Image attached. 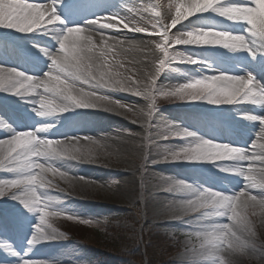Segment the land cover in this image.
I'll return each instance as SVG.
<instances>
[{
	"label": "rangeland",
	"instance_id": "obj_1",
	"mask_svg": "<svg viewBox=\"0 0 264 264\" xmlns=\"http://www.w3.org/2000/svg\"><path fill=\"white\" fill-rule=\"evenodd\" d=\"M233 1L251 2V0ZM233 1L229 0V2ZM47 2L48 0H44L40 3ZM174 3L175 0H160L158 10L163 13L165 22L170 23L168 16L170 12H174V8L169 9V5ZM155 4L156 0H104V4L95 3L87 11L89 15L84 19L89 21L97 17L118 15L129 17L141 26H146L157 19L154 11H146ZM76 13L67 15L66 19L69 18L70 22L66 27L79 26ZM249 27L246 22L232 21L211 11L191 17L184 22L181 31L194 29L222 31L229 28L228 32L245 35L256 55L253 56L248 50H235L222 45H173L174 50L181 57L195 58L198 62L188 63L170 59L168 67L159 77L158 85L171 87L210 75L243 76L249 72L257 81L264 84V37L253 35L249 32ZM149 30L151 31V28ZM176 30L174 28L170 31L176 32ZM121 32L128 35L138 34L148 45V50L153 51V57L146 62H139L132 52L128 59L135 58L137 63L129 66L135 67L141 75L143 71L151 70V60L158 55V52H155V45L151 43L156 37L147 33L117 31V33ZM19 33L17 30L0 27V54L8 49L14 50L20 45L22 59L12 67L34 77H43L51 69L50 56L45 54V50L54 52L58 50V44H54L56 41L48 33L47 27L31 33ZM117 33H109V35L114 36ZM92 36L97 42L102 40L94 34ZM135 53L139 51L136 50ZM143 63L145 66L142 65ZM106 91V94L111 95L114 100H120L133 109H143L145 113L147 112L148 101L145 98L119 90ZM28 94L15 95L0 91L2 100L5 99L4 101L18 107L22 105ZM158 104L157 116L160 120L173 122L205 139L244 149H249L248 144L250 145L251 139L254 138L249 136V127H257L259 131L264 127V123L260 120L248 119L249 115L264 117V105L253 102L238 101L213 105L206 100L169 101L160 98ZM92 110L75 107L63 113H55L61 118L58 121L71 132L58 135L56 131L49 136H43L56 140L90 136L101 141L103 145L99 150L100 158L95 162H77L62 157L41 158V162L54 165L62 171L69 168L67 171L69 175L76 177L75 180L68 181L58 175L49 176L53 185L39 189L42 198L48 200L52 206L67 212L68 215L79 217L69 220L66 216L60 215L51 220L52 225L66 233L67 238L31 243L40 213L27 208L21 200L13 199V196L19 195V190H12L4 197H0V249L6 245L13 251L14 248L10 247L12 239L20 232H27L28 246L25 247V251L37 250L36 244L39 247V256L35 258L28 252L26 259L44 260L50 264H147L145 253L147 239H144L143 235L148 232V237L150 234L154 236L161 234L165 239L163 252L161 248L160 250L154 248L155 256L151 261L154 262L153 264H180L181 261L183 264L190 262L220 264L218 257L222 258L223 264H264V213L253 215L252 213L259 212V209L250 208L248 210L250 225L237 222L224 232L220 226L227 223L229 217L218 216L217 210H222V205L203 199H193L192 204L187 205L188 198L196 193L170 187L172 180H179L198 190L208 188L233 194L236 189L243 186L241 182L246 183V178L244 177L237 184L235 183L237 172H226L224 168L243 165L244 162L162 161L160 158L164 146H186L189 140L195 138L174 137L159 141L158 144L156 141L160 129H147L143 125V118L138 117V113L109 112L100 109L99 112L87 116L89 119L84 123V116ZM212 116L218 117L223 123L226 121L227 125H231V122L233 124L235 118H238L242 130L245 128L247 130L239 136L234 133V140L229 141L231 132L229 128L222 126V134L213 137L212 131H207L205 126L209 121L212 124ZM7 119L0 107V122L9 126L7 131L9 137L20 131L33 129L32 126L25 125L22 118L20 122L18 121L20 126L9 123V120L5 123ZM4 138L0 135V139ZM154 160L157 162L153 163ZM16 174L15 170H0V178H11ZM213 174L215 175L212 176ZM185 205L199 208L198 219L193 221L192 213L185 210ZM108 211L109 215H104ZM111 216H115L112 225L118 227L117 232L112 229V231L106 230L107 221ZM253 231L255 235L252 234ZM117 233L123 238L124 246L127 247L116 248V245L111 244L115 235L118 236ZM86 242L92 243L96 248H90ZM157 242L160 244L159 240ZM233 245L243 248L246 255L234 251ZM16 262L12 264H17ZM22 262L18 261V264ZM0 264L7 263L2 259Z\"/></svg>",
	"mask_w": 264,
	"mask_h": 264
},
{
	"label": "snow or ice",
	"instance_id": "obj_2",
	"mask_svg": "<svg viewBox=\"0 0 264 264\" xmlns=\"http://www.w3.org/2000/svg\"><path fill=\"white\" fill-rule=\"evenodd\" d=\"M57 0L38 3L36 0H0V27L31 33L35 30L52 26L62 21L57 15ZM160 0L146 11H154L157 19L154 23L141 26L129 17L118 15L97 17L89 21L87 26L67 27L62 34H57L58 50L45 54L50 56L51 69L43 77H34L16 67L6 68L0 65V91L15 95L36 93L39 89V115L46 113H63L71 108L101 109L109 112H136L142 117L147 129L159 128V141L174 137H194L186 146L167 147L160 160L162 161H222L238 160L243 166L225 167L224 171L237 172L246 178L245 187L234 193L225 194L208 188L195 189L184 181L172 180L170 187L181 188L196 194L188 198L187 205L193 199H203L222 205L218 216H228L229 221L221 225L224 232L237 222L251 224L248 210L259 209L253 215L264 213V127L251 145L252 151L227 143L214 142L198 136L197 133L181 128L173 122H164L157 116L158 100H206L213 105L231 104L234 102H253L264 105V84L256 80L249 72L246 75L216 74L193 79L183 84L162 87L158 85L159 77L168 67L169 60L197 63L195 58L181 57L173 45H222L235 50H248L253 56V50L245 35L234 34L217 29H194L181 31L180 28L191 17L199 13L214 12L221 17L236 22H246L249 32L255 36L264 37V0H251L250 3H235L229 0H175L169 5L170 12L165 22L163 13L159 11ZM179 25V28L177 26ZM151 28V31L149 30ZM177 29L171 32V29ZM97 30L102 40L97 42L89 35ZM127 30L135 33H147L155 36L151 43L155 45L158 55L151 60V70L143 71L141 75L135 67V58L129 60L133 51L144 53L143 60L148 61L151 51L141 47L134 40L117 39L108 36L107 31ZM115 41V42H111ZM106 90L130 92L148 101L147 112L114 100ZM250 120H260L264 117L249 115ZM7 125L0 122V127ZM42 130V129H41ZM151 135V132H149ZM83 141V143H82ZM159 144V143H158ZM101 141L90 136L68 137L63 139L40 138L37 130L20 131L10 138L0 139V170H15L17 174L11 178H0V197L19 190V195L12 198L21 200L23 204L38 211L39 223L35 226V234L31 243L53 240L47 237V231L54 226L51 223L53 215H63L69 220L79 219L67 212L54 211L53 206L46 203L39 189L44 187L41 175L42 167L47 178L58 175L63 180L73 181L76 177L60 168L41 162L45 157L71 158L77 162H95L100 158ZM147 159V157H145ZM157 161L154 160L153 163ZM14 166V169H13ZM84 179V178H81ZM50 186H47L49 188ZM259 190V198L252 194ZM183 203V202H182ZM185 205V210L192 213L193 221L198 219L199 208ZM91 223V221H84ZM191 226V222H189ZM220 264L222 258L218 257ZM22 264H50L48 261L26 259ZM180 264H183L181 261ZM199 264V262H190Z\"/></svg>",
	"mask_w": 264,
	"mask_h": 264
},
{
	"label": "bare ground",
	"instance_id": "obj_3",
	"mask_svg": "<svg viewBox=\"0 0 264 264\" xmlns=\"http://www.w3.org/2000/svg\"><path fill=\"white\" fill-rule=\"evenodd\" d=\"M44 0H36V2L40 3ZM203 2H207V0H203ZM96 4L99 3H103L104 4V0H57V3L55 5L56 7V12L57 15H59L61 12L64 14H60L59 16L62 18L61 22H58L55 25L52 26H48L47 30L48 33L50 35H52L55 39L56 42H54V44H59V41L57 39V34H62L65 30H66V26L69 25L70 19H66L68 14H72L77 12V21L79 22V26H87L89 21L91 20H87L85 21L84 17H86L87 15H89V13L87 12L92 6H94ZM223 24V23H221ZM229 28L227 29H222V31H227L228 32ZM126 31V30H124ZM109 33H117V31H107ZM105 33L108 36L109 33ZM130 32V31H127ZM132 33V32H130ZM19 34H24L22 32H20ZM96 35L98 38H102L99 33L97 32V30L93 29L89 35ZM114 35V34H112ZM115 38L117 39H123V40H134L137 42L141 43V47H145L146 50H148V45L144 42V39L139 37L138 34L136 35H128L126 33H117L116 35H114ZM111 42H115V41H111ZM16 58L20 59L22 58V50H21V46L18 47L16 49ZM150 51V50H148ZM134 54L136 55L137 59L139 60V62H144L143 60V56L144 53L140 52L139 53H135V51H133ZM150 58L153 57V51L150 53ZM146 62V61H145ZM143 66L144 63L142 64ZM42 92V89H39L36 93H29L27 97L24 98V101L22 103V105H20V107L14 105L11 102H7L4 101L5 99L2 100V97H0V107L1 109L10 117V120L12 121V123L16 124V126H20V119H24L25 121V125L28 124L30 126H32V130H37V134L40 138H43V136H49L51 134H54V132L57 131L58 135L61 134H68L70 133V129H68L65 125L61 124L58 119L60 118L57 114L55 113H46L45 115L41 116L39 115V98H40V92ZM115 90H112V92H114ZM97 110V111H96ZM100 109H93L92 111H88L86 113V116H84L83 120L84 123H86L85 121H87L89 118L87 116H90L92 114H95L97 112H99ZM61 119V118H60ZM19 121V122H18ZM237 122H239V120L237 119ZM207 129L210 130V132L212 131V135L213 137L219 136L222 134V126L223 127H227V122L225 121V123L222 122L221 119H219L216 116H212V124L211 122H207ZM23 125V124H22ZM21 125V126H22ZM217 129V131H215L216 129H214V127ZM63 128V129H61ZM9 129V126L6 127H0V133L5 137L4 139L10 138L7 135V131ZM42 129V130H41ZM247 129L245 128L244 130H242V128L240 129L241 133L245 132ZM249 136L250 137H254L253 140L251 139L250 141V145L249 146V151H252V147L251 145L253 144V142L256 140L257 136L259 135L260 131L257 129V127H249ZM6 133V134H5ZM246 144V143H244ZM71 162V160H70ZM238 166H243V165H238ZM68 167V165L66 166ZM257 167H264V165H257ZM66 171H69V168L66 169ZM215 173V172H213ZM221 173V171L219 172ZM217 174V173H215ZM215 174H213L212 176H214ZM244 179V176L240 175L239 173H237L236 176V180L235 183L239 184V182ZM241 184L243 185L242 187H239L238 189H236V192L242 190L245 187L246 183L241 182ZM235 192V193H236ZM234 194V193H233ZM252 194L256 195L258 198L260 196V192L259 190H252ZM182 207H184L182 205ZM7 248L6 245L4 248L0 249V260H4L7 264L9 262V264H12V260H11V256H7ZM27 255L25 253H22L18 256L17 260L21 261L23 259H26ZM18 261L16 262L18 264ZM3 262V261H2Z\"/></svg>",
	"mask_w": 264,
	"mask_h": 264
},
{
	"label": "trees",
	"instance_id": "obj_4",
	"mask_svg": "<svg viewBox=\"0 0 264 264\" xmlns=\"http://www.w3.org/2000/svg\"><path fill=\"white\" fill-rule=\"evenodd\" d=\"M104 215L108 216L109 215V211L108 212H105ZM114 217L111 216V218L108 219L107 225H106V230H109V231H112L113 230V231H116L117 232L118 227H115V226L112 225V223H113L112 222V219ZM117 234H118V236L115 235V239H112L111 244L116 245V248L123 247L125 245V243L123 242V238L122 237H119L120 236L119 233H117ZM143 238L144 239H147V245L145 247V249H146L145 253H146V257H147V260H146L147 261V264H153L154 262L151 263V261H152V259H154V256H155L154 255V248L157 247V250H160V248H161V252H163V248H164V245H165V239H164V237L161 234H159L157 236H154V235H151L150 234L149 237H148V232H146L143 235ZM157 240H159L160 244H158ZM86 243H87L86 245L90 246V248H96V246L93 245L92 243H89V242H86ZM124 247H127V245L124 246ZM148 255H149V257H148Z\"/></svg>",
	"mask_w": 264,
	"mask_h": 264
},
{
	"label": "clouds",
	"instance_id": "obj_5",
	"mask_svg": "<svg viewBox=\"0 0 264 264\" xmlns=\"http://www.w3.org/2000/svg\"><path fill=\"white\" fill-rule=\"evenodd\" d=\"M41 175L45 177V178L42 180V182H41L42 185L44 186V187H42V188H47V186H51V185H53V181H52V180H49V179L47 178L46 170H44L43 167H42ZM61 191H67V189H61ZM45 202L48 203V204H50V202H49L48 200H45ZM50 205H52V204H50ZM53 210H54V211H57V210H59V209H57V208H55V207L53 206ZM173 210H175V209H173ZM59 211L62 212L61 210H59ZM58 216H60V215H53V216H52V219L55 218V217H58ZM54 229H55V230H53V228H51V227L48 229V231H47V237H48L49 239H64V238H67L66 233L61 232V231H60L58 228H56V227H54ZM252 234L255 235L256 233L253 231ZM233 249H234V251L239 252V253L242 254V255H246V253L244 252V249L241 248L239 245H233Z\"/></svg>",
	"mask_w": 264,
	"mask_h": 264
}]
</instances>
